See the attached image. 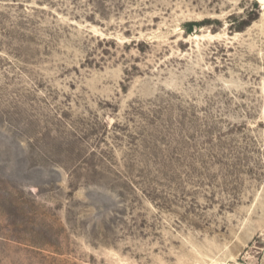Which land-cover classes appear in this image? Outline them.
<instances>
[{"label": "rangeland", "instance_id": "rangeland-1", "mask_svg": "<svg viewBox=\"0 0 264 264\" xmlns=\"http://www.w3.org/2000/svg\"><path fill=\"white\" fill-rule=\"evenodd\" d=\"M0 264H264L260 0H0Z\"/></svg>", "mask_w": 264, "mask_h": 264}, {"label": "bare ground", "instance_id": "bare-ground-1", "mask_svg": "<svg viewBox=\"0 0 264 264\" xmlns=\"http://www.w3.org/2000/svg\"><path fill=\"white\" fill-rule=\"evenodd\" d=\"M261 2H263V4H264V0H260Z\"/></svg>", "mask_w": 264, "mask_h": 264}]
</instances>
